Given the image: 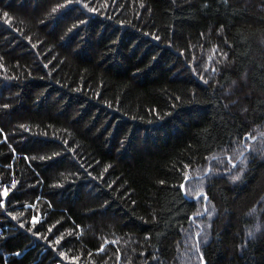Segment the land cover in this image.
Masks as SVG:
<instances>
[{
  "label": "trees",
  "instance_id": "trees-1",
  "mask_svg": "<svg viewBox=\"0 0 264 264\" xmlns=\"http://www.w3.org/2000/svg\"><path fill=\"white\" fill-rule=\"evenodd\" d=\"M0 264H264V0H0Z\"/></svg>",
  "mask_w": 264,
  "mask_h": 264
}]
</instances>
